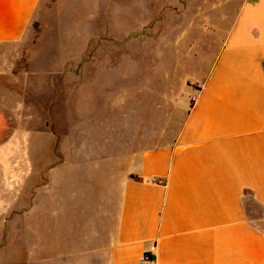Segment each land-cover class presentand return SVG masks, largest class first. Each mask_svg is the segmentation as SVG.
<instances>
[{"label":"rangeland","instance_id":"rangeland-1","mask_svg":"<svg viewBox=\"0 0 264 264\" xmlns=\"http://www.w3.org/2000/svg\"><path fill=\"white\" fill-rule=\"evenodd\" d=\"M202 5L42 0L23 40L0 47V264H106L118 196L82 178L79 209L59 212L68 173L59 145L138 138L143 127L152 145L180 91L172 76L190 83L208 68L191 63L212 60L202 48ZM246 205L264 216L250 196Z\"/></svg>","mask_w":264,"mask_h":264},{"label":"crops","instance_id":"crops-1","mask_svg":"<svg viewBox=\"0 0 264 264\" xmlns=\"http://www.w3.org/2000/svg\"><path fill=\"white\" fill-rule=\"evenodd\" d=\"M41 1L0 0V47L23 40ZM202 4L212 60L191 63L208 68L190 83L172 76L180 91L152 145L144 127L138 138L59 145V212L79 209L82 178L118 196L106 264H140L144 253L155 264H264V216L246 205L250 196L264 213V0Z\"/></svg>","mask_w":264,"mask_h":264},{"label":"built area","instance_id":"built-area-1","mask_svg":"<svg viewBox=\"0 0 264 264\" xmlns=\"http://www.w3.org/2000/svg\"><path fill=\"white\" fill-rule=\"evenodd\" d=\"M140 264H155V259L150 253H144L140 259Z\"/></svg>","mask_w":264,"mask_h":264},{"label":"water","instance_id":"water-1","mask_svg":"<svg viewBox=\"0 0 264 264\" xmlns=\"http://www.w3.org/2000/svg\"><path fill=\"white\" fill-rule=\"evenodd\" d=\"M255 0H249V2H254Z\"/></svg>","mask_w":264,"mask_h":264}]
</instances>
